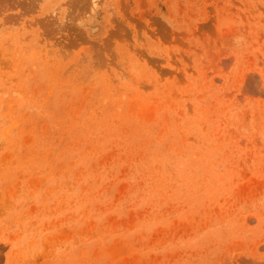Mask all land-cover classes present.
<instances>
[{
    "label": "rangeland",
    "instance_id": "rangeland-1",
    "mask_svg": "<svg viewBox=\"0 0 264 264\" xmlns=\"http://www.w3.org/2000/svg\"><path fill=\"white\" fill-rule=\"evenodd\" d=\"M0 1V264H264V0Z\"/></svg>",
    "mask_w": 264,
    "mask_h": 264
},
{
    "label": "bare ground",
    "instance_id": "bare-ground-1",
    "mask_svg": "<svg viewBox=\"0 0 264 264\" xmlns=\"http://www.w3.org/2000/svg\"><path fill=\"white\" fill-rule=\"evenodd\" d=\"M21 1V0H20ZM36 1H38V0H36ZM40 1V0H39ZM1 2V1H0ZM23 2V1H22ZM25 2V1H24ZM41 2V1H40ZM96 2H98V1H96ZM16 4V3H15ZM37 4H38V2H37ZM46 4V3H45ZM50 4V3H49ZM22 6V5H21ZM51 6V5H50ZM36 8H37V6H36ZM94 9V8H93ZM96 10V9H95ZM93 12V11H92ZM157 139H158V137H157ZM178 142V141H177ZM177 148V147H176ZM212 150V149H211ZM210 152V151H209ZM166 155V154H165ZM203 155V154H202ZM206 155V154H205ZM212 156H214V155H212ZM165 157V156H164ZM213 160V159H212ZM213 162V161H212ZM215 169V168H214ZM213 169V170H214Z\"/></svg>",
    "mask_w": 264,
    "mask_h": 264
}]
</instances>
